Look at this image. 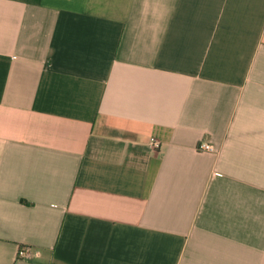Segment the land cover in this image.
<instances>
[{"label": "crops", "instance_id": "crops-1", "mask_svg": "<svg viewBox=\"0 0 264 264\" xmlns=\"http://www.w3.org/2000/svg\"><path fill=\"white\" fill-rule=\"evenodd\" d=\"M0 264H264V0H0Z\"/></svg>", "mask_w": 264, "mask_h": 264}, {"label": "built area", "instance_id": "built-area-1", "mask_svg": "<svg viewBox=\"0 0 264 264\" xmlns=\"http://www.w3.org/2000/svg\"><path fill=\"white\" fill-rule=\"evenodd\" d=\"M151 140H152V145H153L155 148L159 147L160 143H159L158 140H156L155 138H152ZM198 149H200V150H213L214 147H213V145H212L211 143H209V142H201V143L198 145ZM27 255H28V251H27V249H20V251H19V256H21V257H25V256H27Z\"/></svg>", "mask_w": 264, "mask_h": 264}]
</instances>
